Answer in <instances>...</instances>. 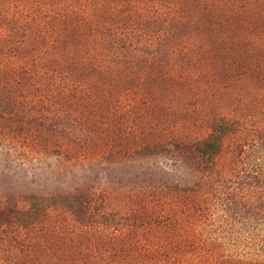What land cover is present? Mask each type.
Returning <instances> with one entry per match:
<instances>
[{"label":"rangeland","instance_id":"obj_1","mask_svg":"<svg viewBox=\"0 0 264 264\" xmlns=\"http://www.w3.org/2000/svg\"><path fill=\"white\" fill-rule=\"evenodd\" d=\"M11 6L15 8L14 2ZM24 39L20 32L15 38L0 39V73L5 81L22 67L24 81L33 88L17 89L21 94H32L25 108L38 109L39 114L48 116L51 108L62 107L50 101L49 81H34L33 77H39L30 76L23 69V58L16 56L18 51L24 54L41 48L45 40L24 43ZM106 45L111 55L122 61L132 59L133 54L141 53L140 59L146 57L133 48L117 56L111 45ZM97 47H102L97 39L84 46L81 58L99 60L95 56L100 51ZM196 61L199 59H193L191 66L196 74L169 91L171 99L161 103L156 113L146 114L140 109L129 116L134 109H125L126 103L121 106L116 100L118 94L106 101L122 112L108 110L102 103L105 95L115 92L116 77L97 72L91 64L94 69L78 71L75 76L79 80L70 89L65 79L59 84L68 87L67 97L75 95L73 107L68 108L80 114L57 120L62 122L59 134L28 122L0 121V200L9 196L19 200L29 192L67 191L78 186L94 194L91 214L97 218L88 222L92 225H85L75 221L73 212H55V224L47 227L50 229L39 244L40 253L31 247L30 238L36 231L5 228L1 231L0 264H85V256L97 264H264L257 259L264 233L263 221L257 218L264 203L260 200L264 196V145L254 132L259 123L264 124V111L256 103L242 106L248 96L264 103V91L249 88L231 94L223 89L219 96V89H213L212 97L199 86L204 75L212 71L199 70ZM153 63L161 68L159 75L167 78L173 66L189 61L170 53L157 56ZM89 72H93V82L86 79ZM88 92H97L98 99L83 102ZM153 93L158 100L163 95L161 91ZM76 102L85 112L94 109L96 103L100 106L93 116L99 126L96 130ZM139 105L146 106L142 100ZM221 111L246 114L239 117L248 124L236 133V140L247 134H252L250 142L256 138V146L249 147L245 154L250 164L244 167L252 172L257 169V177L234 174L226 178L222 166L212 174L197 172L172 155L145 156L136 150L151 135L164 136L168 141L183 137V133L201 135L207 129L208 115ZM117 238L126 243V252L115 253ZM241 254L243 258L239 259Z\"/></svg>","mask_w":264,"mask_h":264},{"label":"trees","instance_id":"obj_2","mask_svg":"<svg viewBox=\"0 0 264 264\" xmlns=\"http://www.w3.org/2000/svg\"><path fill=\"white\" fill-rule=\"evenodd\" d=\"M13 2L15 8L11 6ZM0 27V39L15 38L20 32L24 35V43L45 40L41 48L29 49L24 54L17 50L16 56L23 58V69H27L30 76L39 77H33L34 81H49L47 93L50 101L62 106L48 110V116L39 114L40 110L32 107L26 109L24 104L31 101L32 94H21L17 89L31 91L29 88H33L24 81L21 67L5 81L0 73V121L37 124L53 134L60 133L62 122L57 120L80 115L77 109L68 108L73 107L75 95L67 97L68 87L62 88L59 84L65 79L70 89L72 83L79 80L75 76L78 71L93 68L91 64L96 66L97 72L116 77L113 81L117 88L104 96L102 105L114 113H121L122 109L108 103L112 100L110 96L118 94L116 100L121 106L126 103L125 109H134L129 111V116L139 113L140 109L146 114L158 112L160 104L171 99L169 91L183 79L196 74L191 67L193 59H199L195 63L199 70L212 71L199 81L200 89L212 97L215 96L213 89H219V96L223 89L231 94L236 90L249 91V88L264 91V0H0ZM96 39L102 46L97 48L103 52L98 51L95 55L100 59L92 62L91 56L81 58L80 50ZM105 42L111 45V50L114 49V55L119 56L133 48L145 53L146 57L140 59L139 53L131 55L132 59L128 61H122L111 55ZM170 53L178 54L189 63L176 64L166 78L159 75L162 70L153 61L157 56ZM179 70L185 71L178 73ZM19 71L22 80L18 76ZM92 73L86 76L90 82H93ZM136 82L137 86L132 85ZM153 90L163 93L159 100ZM87 94V98H82L86 99L85 103L99 97L97 92ZM141 100L146 104L145 108L139 105ZM253 103L264 111V103L254 101L251 96L242 106L251 107ZM95 105L94 109L85 112L76 102L96 130L99 126L93 116L100 106ZM243 115L246 114L240 116ZM240 116L233 111L216 112L208 115L207 129L201 135L183 133V137L170 141L164 136L151 135L136 150L143 151L145 156L172 155L179 163H186L197 172L212 174L216 167L222 166L226 178L234 174L237 177H257V169L252 172L244 167L250 164V157L245 154L249 147L256 146V138L250 142L252 134H247L236 140V133L248 124L242 122ZM254 132L258 133L264 145L263 122L256 126ZM93 197L94 194L77 186L67 191L29 192L19 200L10 196L0 200V244L3 241L1 231L5 228L14 226L22 231L32 230L36 235L30 238L31 247L40 253L39 244L47 238L45 233L54 222L55 212H73L75 221L85 225H92L88 222L97 220L91 214ZM260 200L264 201V196ZM257 218L264 225V203ZM261 236L263 243L258 245L260 258L257 259L263 262L264 233ZM125 246L126 243L117 238L115 253L126 252L128 248ZM85 257V264H97Z\"/></svg>","mask_w":264,"mask_h":264}]
</instances>
